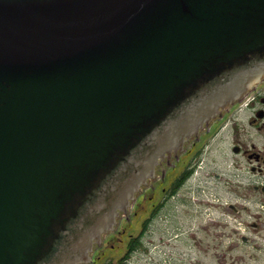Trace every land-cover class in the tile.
<instances>
[{
	"label": "water",
	"instance_id": "obj_1",
	"mask_svg": "<svg viewBox=\"0 0 264 264\" xmlns=\"http://www.w3.org/2000/svg\"><path fill=\"white\" fill-rule=\"evenodd\" d=\"M260 78L264 0H0V264L87 260Z\"/></svg>",
	"mask_w": 264,
	"mask_h": 264
},
{
	"label": "flooded vegetation",
	"instance_id": "obj_2",
	"mask_svg": "<svg viewBox=\"0 0 264 264\" xmlns=\"http://www.w3.org/2000/svg\"><path fill=\"white\" fill-rule=\"evenodd\" d=\"M160 166L164 195L162 206L160 209L158 204L151 206L149 215L142 221L141 227L145 231L131 234L128 229L135 222L134 219L129 221L127 216H120L114 230L103 234L100 242L93 245V257L89 263L97 264L105 258L108 249H115L124 243L125 253L115 262L106 259L103 264H132L130 259L133 254L147 247L145 237L148 234H151L149 237L153 236L154 221L159 217L157 209L165 210L160 232V243L164 247H184L186 237H190L199 254L214 252L217 254L216 260H224V264L232 248L219 245L217 235L220 240L228 235L214 227L227 228L229 221L220 218L222 215L211 216V210L221 206L224 211L235 214L243 211L250 219L245 221L246 227L241 234L242 243L246 245L242 261L249 264L251 257L264 253V78L253 82L242 98L205 124L198 135L186 139L181 150L165 153L156 168ZM219 186L231 191L234 199L229 198L222 203L221 199L213 198V191ZM191 196H197L193 211L187 200ZM146 197V194L136 197L133 209L141 205L140 199ZM176 201H181L182 216L170 212L169 207ZM203 214L209 218L202 220ZM123 218L125 223L122 222ZM191 219L195 222L194 229H187ZM213 229L216 240L212 244L206 238L215 234L212 233ZM125 234L127 238L123 239ZM113 241L117 245L112 244ZM230 260L233 264L234 259L231 257ZM152 261V257L145 259L141 255L133 260L135 264H152ZM197 261L200 262V258Z\"/></svg>",
	"mask_w": 264,
	"mask_h": 264
},
{
	"label": "rangeland",
	"instance_id": "obj_3",
	"mask_svg": "<svg viewBox=\"0 0 264 264\" xmlns=\"http://www.w3.org/2000/svg\"><path fill=\"white\" fill-rule=\"evenodd\" d=\"M161 172L162 170L156 175V177L151 180L147 187L143 188V191L141 194H146L147 197L144 199L139 207L137 209L131 208L130 211L127 214L128 219L131 220L134 219L135 223L133 224L131 233L138 232L141 227V219H143L146 216V212H142L143 210H147L150 206L148 204L153 203L155 200L159 199L161 194H158L157 191H160L163 186L159 185L161 182ZM157 186L156 191L153 190ZM153 187V188H151ZM157 194V195H155ZM213 198L216 197V199H221L220 201L224 203L225 200L234 199V194H232L231 191L225 190L223 187L219 186L216 190L213 191ZM197 196H191L188 197L187 200L189 201V207L194 210L195 206V198ZM180 198V197H178ZM176 197V199H178ZM152 199V200H151ZM140 203V202H139ZM220 204V203H219ZM170 212L177 214L178 216L183 215V206L181 204V201H176L173 206L169 207ZM165 214V210L161 211L159 214V217L155 219L154 223V233L152 237H149L148 234L144 241L147 243V247L140 250L139 253H137L135 256L141 255L142 257L149 258L152 257L153 261L152 264H223L224 260H216L217 254L214 252H210L209 254H204L203 252L201 254L198 253V249L195 246V242L190 238L186 237L185 239V246H178V245H170L168 247H164L160 242V232L162 231V215ZM209 214V212H207ZM227 216H225V215ZM137 215L140 216V218L137 219ZM222 215V216H221ZM136 216V217H135ZM211 216H221L222 219H227L229 221L228 227H214V229L218 228V230H221L222 232H227V237H223L220 240L219 235H217V240L220 246L224 248H232V250L228 254V260L224 264H232L230 258L232 257L234 259L233 264H245V261H242L243 256V248L246 247L244 243H242L241 240V234L244 232L246 227L247 220H250L247 214L243 211H241L239 214H235L232 212L224 211L221 206H218L216 208H213L211 210ZM206 218V220L209 218L207 215L203 214L202 220ZM123 223L126 222V220L123 218ZM194 219H191L187 223V229L191 228L194 229ZM124 226V224H123ZM212 230V233H215L213 236L206 238V240L209 241V243H212L216 240V232ZM152 230V229H151ZM117 241V240H116ZM113 241L112 244H116L117 242ZM227 249V250H228ZM123 252V245L121 247H118L115 249V251H107V254H110L111 258L116 260ZM148 252H150L148 254ZM135 256L130 260L132 264H135L133 262ZM93 257V256H92ZM197 258H200V262L197 261ZM150 262V261H149ZM249 264H264V253L258 254L255 258L250 259L248 261ZM98 264H102L100 261Z\"/></svg>",
	"mask_w": 264,
	"mask_h": 264
}]
</instances>
